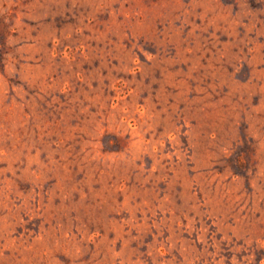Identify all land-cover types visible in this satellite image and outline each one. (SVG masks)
<instances>
[{"label": "rangeland", "instance_id": "obj_1", "mask_svg": "<svg viewBox=\"0 0 264 264\" xmlns=\"http://www.w3.org/2000/svg\"><path fill=\"white\" fill-rule=\"evenodd\" d=\"M0 264H264V0H0Z\"/></svg>", "mask_w": 264, "mask_h": 264}]
</instances>
